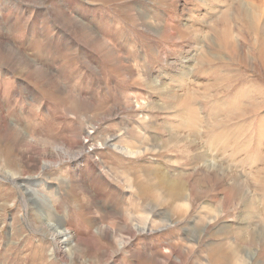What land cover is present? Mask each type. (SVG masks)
Returning <instances> with one entry per match:
<instances>
[{"label":"rangeland","instance_id":"rangeland-1","mask_svg":"<svg viewBox=\"0 0 264 264\" xmlns=\"http://www.w3.org/2000/svg\"><path fill=\"white\" fill-rule=\"evenodd\" d=\"M241 4L250 20L259 15L258 27H264L263 0H0V42L18 62L28 58L25 67H17L10 54L0 56L2 117L28 136L52 142L51 148L71 143L76 131L83 147L90 136L100 146L92 155L80 147L67 149L72 160L38 171L28 159L22 162L19 148L0 132V264H103L110 256L107 250L114 248L115 264H264V61L260 30L247 33L245 14L244 26L238 19ZM58 6L69 9L63 18L84 25L83 31L113 47L121 70L133 67L153 81L145 75L135 82L131 75L119 76L113 60H102L92 42L77 34V25L61 21ZM222 11H228L233 38L244 50L223 53L226 45L218 40ZM135 12L149 18L147 24L134 23ZM164 24L179 40L168 29V37L158 35ZM187 28L196 31L185 38ZM184 48L191 52L188 59ZM174 91L193 96L200 118L197 131L177 110ZM12 95L14 105L8 104ZM72 101L77 102L74 108ZM176 133L183 140L162 148ZM113 138L142 152L129 156L105 145ZM101 160L110 166L122 161L124 166L115 168L134 172L135 182L139 177L145 181L142 176L152 169L181 179L186 188L192 179L209 195L191 201L185 197L187 209L176 214L170 204L137 199L136 185L128 189L124 179L116 178L108 188L95 181L96 174L107 171L94 163ZM80 174L87 176L88 188L105 212L89 211L90 200L81 193L67 194L61 181ZM130 198L133 206H128ZM41 206L49 211L48 224L64 221L81 236L95 234L93 220L112 223L108 210L121 208L150 217L162 229L137 232L117 249L127 235L114 224V244L101 238L103 251L81 248L82 261L73 252L65 261L51 255L54 244L40 223Z\"/></svg>","mask_w":264,"mask_h":264},{"label":"bare ground","instance_id":"bare-ground-1","mask_svg":"<svg viewBox=\"0 0 264 264\" xmlns=\"http://www.w3.org/2000/svg\"><path fill=\"white\" fill-rule=\"evenodd\" d=\"M59 8H60V10H59ZM67 10H69V9L64 7V6H58L57 7V12H58V15L61 16V21H62V19H64L65 22L68 25H77V27H76L77 34L79 33L80 34L79 36L82 39H84V41L92 42L93 48H95L99 53H101L103 55L102 60L106 59L107 62H109V60H113L112 68L116 71L117 74L119 73V76L126 77V74L127 75H131L129 77L130 78L129 80L132 81V82H135V80H138L139 78H141V75H145L144 78H146V81H153V77L150 74L149 75L148 74H138L137 75V73H136V71H135V69L133 67L132 68H128L129 72L121 70L120 68L123 67V66H121V67L118 66V64H120L118 62L119 59L116 58V56H115L116 54H115V51H114L113 47L109 46V45H106L103 41L100 40L99 37L93 38L94 36L92 35V33H86L85 31H83L84 28H85L84 25H82L80 23L73 22L71 18H68V17L67 18H63L62 17L63 16L62 13H67ZM135 13H137V16H136V19H134V17H133V22L134 23L137 22L138 20L144 21L145 23L147 21H149L148 20L149 18L144 17L143 16L144 14L142 15L141 12H135ZM244 14H245V18H246V21H247V23H246L247 26H245L246 31L248 30L247 33H251L252 30L255 29V28H258L257 31L260 30V33H258V38H259L258 39V45L260 46L259 52L262 53V55L260 54L259 57H261V59H263V61H264V27H262L260 29L258 27L259 24L257 23L259 20L256 22V20L260 16L259 15H254V20L251 21L250 20L251 18H249L248 11H246V9L244 10V5L241 4L240 7L238 8V19L241 21L243 26H244ZM262 14L264 15V10L262 11ZM221 16H223L222 22L220 23L221 30H219L218 32H223V36L219 37L218 40L221 43H224L226 45V49L227 50H224L223 53L234 54L238 49L244 50L242 47H238V45L236 44V42H235V40L233 38V35H232L233 31H232V28L230 26V21L228 20V17H227V16H229L228 15V11H222L221 12ZM160 26H163L162 29L164 30V32L158 30L159 31L158 35L160 37H162V38L168 37L169 33L166 30V29H168V30H170V36H172L176 40L178 39L177 38L178 37L177 36L178 33L176 34V32L173 29H171V27L169 29L168 28L169 26L166 25V24L160 25ZM154 28L155 27L152 26L151 30H153ZM182 31L180 33H182ZM195 31H196V29H194V28L185 29L184 37L187 38L188 36L191 35V33L195 32ZM262 31H263V35L261 34ZM260 34H261V36H260ZM3 47L4 46L0 42V56L2 58H4L6 54H10L11 57H10L9 61H10L11 65L17 66V67L19 65H21L22 67H25L27 65V62H28V58L27 57L22 58V62H18L16 58L12 57L13 50L11 49V51L8 52V50L7 49L4 50ZM1 49H3V51ZM190 54H191L190 51H187L185 48L183 49V56H184L183 58L188 59ZM23 60H24V62H23ZM167 60L168 59H165L164 61L167 63ZM206 63L210 64V63H212V61L208 60ZM172 67L175 68L176 66L172 65ZM225 68H227V67H225ZM176 69H177V67H176ZM94 71H96V70H94ZM45 72H47V74H51L50 71H48V70L45 71ZM131 72H133V74H131ZM223 78H224V80H227L229 77L225 76ZM186 94H188V95L187 96H185V95L184 96H182V95L180 96L179 94L175 93V91H174V95L171 94L172 95L171 97L175 101H178V106L179 107L177 105H175V104H173L170 107L176 108V106H177L178 107L177 110L178 111H182V114L185 116L184 119H186V118L188 119L187 122L189 124V128L196 129L195 131H197V129L199 127V124H200L199 123V119L200 118L198 116V111L194 107V103L192 102V97L193 96L191 97L190 93H186ZM178 95L180 96V98H178ZM12 96L13 97L9 100L8 104L12 105V103H13V105H14V104H16V99H15L14 95H12ZM128 98H130V97H128ZM82 100L83 101H81V103H85L86 102L85 98L82 99ZM84 100H85V102H84ZM8 104H7V106H8ZM76 104H77V102L72 101L71 102V107L74 108V106ZM3 105L4 104H1V100H0V107H3ZM189 112H190V114H189ZM183 115H181V116H183ZM75 117L80 119V115H78L76 113H75ZM83 119L85 120L86 117L84 116ZM0 132L4 133V138H5L6 142H10V143L14 144L15 146H17L19 148L22 162H25V160L28 159L29 163L32 162V163L35 164V166H36L38 171H42L43 168H46V167L48 168V166H52V165L59 166V165L63 164V162H67V161L72 160V158L69 157V155H67V153H66L67 149H71L72 150V148H74V147H80L81 150H83V152H84V150H88L89 151L88 154L90 153L89 155H92V154H94V150L95 149H99V147H100L99 145L95 146L94 143H96L95 142L96 137H94V136L88 137L86 139V144L83 147V143H82L81 138H80L81 135L76 131L75 135L73 136V141L71 143H68V145H66L64 143V145L60 146V147H58L59 145L58 146L55 145L54 147L51 148L49 145H51L52 142H50L48 140H45L44 137L38 139V138H35L33 136H28L27 132L25 133V132L21 131L20 129H18L17 127H15V126L11 125L10 123H8V121L5 120L2 117L1 108H0ZM210 132H207V133L211 134L212 132L211 133ZM90 133H94V132L91 131ZM190 136L191 135H187L186 138L187 139L191 138L192 141L194 142V138L195 137L194 136L190 137ZM70 137H72V136H70ZM219 137H221V136H219ZM180 140H183V138H180L177 135V133H176L175 137L172 138L171 141L163 142V144H162L163 147L162 146L161 147L164 148V147L168 146L172 142H175V143L178 144L180 142ZM106 144H107V146H111L114 149H117V150L120 149L122 152H124L126 155H129V156L130 155L131 156H136V155H138V154H140L142 152V151L140 153L138 151L137 152H132L128 147H123V146L120 145V143H117V140L115 138L109 139V141L105 142V145ZM159 145H161V143H159L158 146ZM156 148H158V147H156ZM190 148H191V145H190ZM74 158H76V157L74 156ZM79 158H80V155H79ZM73 160H75V159H73ZM94 163L96 164L97 167L105 166V168L107 169V171L105 170L104 174L100 173V174H98V175L96 174V176H94L95 181L98 182V181L102 180L104 182V185H105L104 187L108 188V185H110L112 187L111 181L114 182L116 180V178L124 179V185L126 187H128V189H133L135 187V185H136L135 189H137V192H138L137 199H139L141 201H143V200L146 201L148 199H155L154 200L155 204L156 203H159V204L160 203L170 204L171 210L173 211V213H176V214L178 212H182L185 209H187L186 204H183V202H186L185 201V197H186L187 200L191 201V200H194L197 197V195H199V194H201V198L202 199L205 198V197H208V195H209L207 190H204L203 188L198 186V184L194 183L195 181L192 180V179L189 181V185H188L189 188H186L185 184L182 183L181 179L171 180V178L165 177L162 174H160L159 171L151 169V170H149V174L148 175L145 174L144 176H142V177L145 178V181L141 177H139L138 182H135V180L133 178V176L135 174L134 172L127 171V170H126L127 172H124V171L123 172L122 171L119 172L117 170L118 167H121L122 165L124 166V163H122V161L113 163V166H110L108 163H105V160H101L100 162H94ZM91 164H93V163H91ZM3 167H4V165L2 163H0V168H3ZM115 167H117V168H115ZM92 169L95 171L96 167L93 166ZM22 173H23V171H22ZM12 175L13 176L14 175H18V173H12ZM86 177L87 176H85V175L82 176L80 174L79 177L78 176H75V177L71 176L67 180H62L61 182L63 183V185L65 187V190H67V194L70 197H72V196H74V195H76L78 193H81V194H83V196H85L86 198H88L90 200L91 206L88 209L89 211H91L93 208H98L99 211L100 210L102 211L103 209H102V207H100L102 205H101V203L99 204V200L97 199V198H99V196H96L97 194L96 195L92 194L90 188H88V185H87L88 183H86L87 182V178ZM108 181H109V183H108ZM113 187H114V185H113ZM188 190H190V191L188 192ZM6 191L8 192V190H6ZM108 191H110V190H108ZM183 194H184V198H183ZM3 196H5V195H3ZM134 202H135L134 199L130 198V200L128 202V206L129 205L133 206ZM223 205H224V203H223ZM99 207H100V209H99ZM40 211H41V212H39L40 215H41V217L39 216L40 217V223L50 233V235L52 237L51 240H52V242L54 244L53 245V249L54 250L51 251L52 252L51 255L52 256H57V257L61 258L62 260H65V261H67V259L69 258V253L70 252H73V254L75 255V259H77L79 261L80 260L82 261L84 258L79 253L80 252L79 249H81V248L84 249L85 247H87V248H89L91 250H93V249L95 250V249L98 248L99 252L103 251L101 246H99L100 244H98V242H99V240H101V238L102 239H106L108 241L112 240L111 242H112V244H114L115 243L114 242V238L116 237V233H115L114 228L110 227V226L114 227V224L118 225V229L117 230L119 232L123 231L122 233L125 232V235H127L126 236L127 240H125V239L123 240V239L120 238L121 241L119 240L118 245H117V249L122 248L123 246H126L129 242H132V240H130V239H134V237L137 235V232H139V233L140 232H153L155 230L162 229V226L157 224L158 222L155 223L154 221H152L150 219V217L145 216V215L136 216V215L131 214L130 211H128V210H126L124 208H121V209H119L118 211H115V212L114 211L110 212V210H108V212H109L108 215L109 216H114L113 220H111L112 223L104 225L103 223H100L98 220H96V221L93 220L94 224H95V234H92V236H89V237L88 236H81V234H80L81 232H78L75 228L70 227L69 224L67 225L66 222H64V221H63L64 223L62 221H59L57 223H54V225L48 224L47 222H50V220L48 219V215H49L48 209H46L44 206H41L40 207ZM102 212H105V211L103 210ZM42 217L45 220H42ZM171 250L175 251L173 248H171ZM107 251H108L107 253H109L110 256H109V258H105V260H103V264H115L116 258L114 257V255H115V253L117 251L115 250V248L112 249V250L109 249ZM85 259H88V258H85ZM145 260H146V258H145ZM156 261H157V259H156ZM109 262H111V263H109Z\"/></svg>","mask_w":264,"mask_h":264}]
</instances>
